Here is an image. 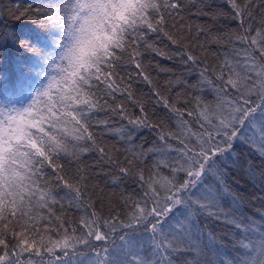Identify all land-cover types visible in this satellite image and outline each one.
Returning <instances> with one entry per match:
<instances>
[{"label":"snow or ice","instance_id":"obj_1","mask_svg":"<svg viewBox=\"0 0 264 264\" xmlns=\"http://www.w3.org/2000/svg\"><path fill=\"white\" fill-rule=\"evenodd\" d=\"M7 15L38 26L0 29V264H264V198L246 210L240 184L264 190V0H41ZM156 56L195 81L159 82L172 70ZM97 168L123 186L116 203Z\"/></svg>","mask_w":264,"mask_h":264},{"label":"trees","instance_id":"obj_2","mask_svg":"<svg viewBox=\"0 0 264 264\" xmlns=\"http://www.w3.org/2000/svg\"><path fill=\"white\" fill-rule=\"evenodd\" d=\"M29 2L34 3L33 1L30 0H0V5L3 7L2 8V15L5 14V17L9 19L11 25L16 28V29H23V32L27 33L28 26L31 24V22H37L34 20H28L21 18L20 20H13L10 16L7 15V10L11 7H13L14 4L16 3H22V4H27ZM217 3L220 2V0H216ZM4 26V24H3ZM3 26L0 28L2 29ZM232 26V25H229ZM13 27H11L10 30H15ZM26 28V29H25ZM163 47V45H160ZM217 45L214 43H209L208 45V53H207V58L208 62L212 63V52L216 50ZM170 51H174V49L170 46ZM196 54L199 55H204L203 53L199 52V49L196 50ZM148 59H154L157 61L161 66L171 69L172 71L169 73H160L158 76L154 72L153 75L156 77V79L159 82H163L164 80L168 78H175V77H183L186 79H189L191 81H195V72L193 71L191 74L185 72V68L178 63L177 60H166L162 57H148ZM147 62V61H146ZM140 88L144 89L145 91L147 90L144 88L143 85H139ZM165 117V113L162 108L157 106L155 109V116L152 117L153 120H159ZM143 137L151 140L150 134L145 131L143 133ZM110 143H115L114 140L109 141ZM139 142V141H138ZM90 162V160L86 159V163ZM257 164H259V161H256ZM97 172H101V169L97 168ZM111 171L110 168L106 167L103 169V172H109ZM103 172H101V175L95 177L92 180V184L97 187V190L103 189V200L104 203L107 205V203L111 200L113 203H116L119 197V192L122 190L123 186L121 185L120 187H116L111 184V177L110 176H105L103 175ZM240 184L243 185V187L246 189L245 192H242L241 194L245 197L244 203L246 204V210L255 211L257 209L261 208V201L260 199H254V197H261L264 198V190L259 189V186L257 184L256 187H253L251 182L248 181L247 177H244L241 175L240 177ZM105 212H107V208H105ZM72 218H75L73 216ZM210 228H212V231L216 237L217 244H223L225 246H230V239L229 237L225 236V229L223 228L222 225H217V226H212L209 225Z\"/></svg>","mask_w":264,"mask_h":264}]
</instances>
